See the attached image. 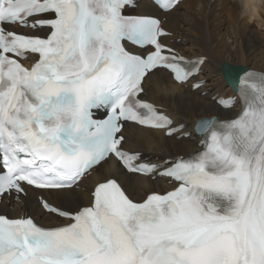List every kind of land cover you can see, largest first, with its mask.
<instances>
[{"label":"snow or ice","instance_id":"1","mask_svg":"<svg viewBox=\"0 0 264 264\" xmlns=\"http://www.w3.org/2000/svg\"><path fill=\"white\" fill-rule=\"evenodd\" d=\"M131 2L0 0V199L75 191L110 163L174 187L138 198L102 174L85 206L41 195L66 222L0 215V264H264V72L248 71L236 97L219 99L239 105L233 116L195 122L201 151L146 160L128 146L129 126L192 135L148 84H190L205 58L165 45L161 21L126 14ZM159 4L179 11L182 0Z\"/></svg>","mask_w":264,"mask_h":264},{"label":"bare ground","instance_id":"2","mask_svg":"<svg viewBox=\"0 0 264 264\" xmlns=\"http://www.w3.org/2000/svg\"><path fill=\"white\" fill-rule=\"evenodd\" d=\"M242 5L250 7L243 8ZM130 12L163 17V25L171 33L163 40L183 55L205 57V61L196 77V80L204 82L200 89L193 90L191 83L180 87L170 80L154 79L148 84L150 97L167 110L176 125L183 124L192 135L188 138L167 137L163 132L149 133L129 126L126 132L128 146L139 150L146 160L158 163L198 151L201 138L193 134L195 122L205 116L231 117L237 111V108L225 110L216 101L220 96L236 94L226 83L221 65H242L264 72V0H182L179 11L168 13L161 12L148 0H139L137 8ZM102 174L115 176L138 198L146 191L164 192L174 186L162 177L151 179L129 174L115 163L102 164L75 191L42 193L30 190L21 204H17L14 198L3 199L0 213L13 217L28 214L48 226L65 223L46 213L38 196L44 195L51 203L64 208L85 206L90 201V190L95 180Z\"/></svg>","mask_w":264,"mask_h":264},{"label":"water","instance_id":"3","mask_svg":"<svg viewBox=\"0 0 264 264\" xmlns=\"http://www.w3.org/2000/svg\"><path fill=\"white\" fill-rule=\"evenodd\" d=\"M222 70L227 81H233V85H236L239 79V76L244 73L247 69L244 66L232 65L228 63L222 64Z\"/></svg>","mask_w":264,"mask_h":264},{"label":"rangeland","instance_id":"4","mask_svg":"<svg viewBox=\"0 0 264 264\" xmlns=\"http://www.w3.org/2000/svg\"><path fill=\"white\" fill-rule=\"evenodd\" d=\"M207 11H209V7H208ZM195 142H196V141H195ZM183 155H185V154H183Z\"/></svg>","mask_w":264,"mask_h":264}]
</instances>
